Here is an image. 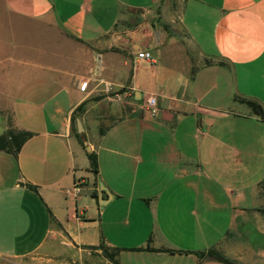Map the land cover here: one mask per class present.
Returning a JSON list of instances; mask_svg holds the SVG:
<instances>
[{"label": "crops", "instance_id": "0c3cea01", "mask_svg": "<svg viewBox=\"0 0 264 264\" xmlns=\"http://www.w3.org/2000/svg\"><path fill=\"white\" fill-rule=\"evenodd\" d=\"M1 1L63 42L4 60L0 256L102 239L118 264H264V119L239 100L264 110V0ZM7 130L30 135L13 152Z\"/></svg>", "mask_w": 264, "mask_h": 264}, {"label": "rangeland", "instance_id": "374dc122", "mask_svg": "<svg viewBox=\"0 0 264 264\" xmlns=\"http://www.w3.org/2000/svg\"><path fill=\"white\" fill-rule=\"evenodd\" d=\"M38 23L26 21L9 13L0 0V90L5 87L4 60L12 48H19L23 39H33L35 44L47 45L48 50L63 42L58 30L46 29ZM17 60V59H16ZM16 65V64H15ZM18 73H15V76ZM1 92V91H0ZM1 96V93H0ZM4 96L0 97V101ZM1 113L7 114L5 105L0 104ZM0 264H110L99 252L84 251L68 244L65 240H51L34 252L22 257L0 256Z\"/></svg>", "mask_w": 264, "mask_h": 264}, {"label": "trees", "instance_id": "16d2710c", "mask_svg": "<svg viewBox=\"0 0 264 264\" xmlns=\"http://www.w3.org/2000/svg\"><path fill=\"white\" fill-rule=\"evenodd\" d=\"M239 100L248 106L251 113L264 119V110L258 102L252 99H248V98H239ZM79 108L80 106H77L76 110H78ZM5 135L9 136V139H10L7 141L8 148H10L14 152L18 149V147L22 144V142L30 134L29 132H26V131H21L19 133L12 134L9 130H7L5 132ZM4 143L5 142L2 141V136H0V149H3L5 147ZM87 160H88V168L95 174L96 173V162H95L94 156L92 154H88ZM82 247L89 249L91 251H95V252L99 251L100 255L103 258H105L110 264H118L117 259H116V254H117L118 249L115 247L106 246L102 239L99 240V242L96 245H85ZM198 254L202 255V253H198ZM206 255L215 257L218 259H224L219 252L214 251L212 249L207 250Z\"/></svg>", "mask_w": 264, "mask_h": 264}, {"label": "built area", "instance_id": "2783aa9c", "mask_svg": "<svg viewBox=\"0 0 264 264\" xmlns=\"http://www.w3.org/2000/svg\"><path fill=\"white\" fill-rule=\"evenodd\" d=\"M136 57L140 58V59H145V60H150L151 56L150 53L148 51H139L136 53ZM105 91L109 94L112 95V97H114L115 99H117L120 95L119 90H114L111 89L110 86H106L105 87ZM142 108L150 115V116H154L156 114V107H155V98L154 96H147L145 98V101L142 105ZM74 191H77L78 188L76 185H73L72 188Z\"/></svg>", "mask_w": 264, "mask_h": 264}, {"label": "water", "instance_id": "95a60500", "mask_svg": "<svg viewBox=\"0 0 264 264\" xmlns=\"http://www.w3.org/2000/svg\"><path fill=\"white\" fill-rule=\"evenodd\" d=\"M75 124H76L77 131H80L81 130V125H80V122H79L78 119H76Z\"/></svg>", "mask_w": 264, "mask_h": 264}]
</instances>
